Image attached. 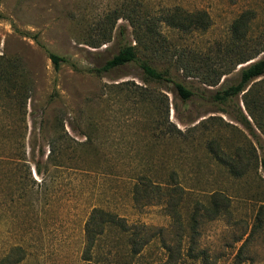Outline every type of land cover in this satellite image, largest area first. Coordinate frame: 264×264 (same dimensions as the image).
I'll list each match as a JSON object with an SVG mask.
<instances>
[{"label":"rangeland","instance_id":"obj_1","mask_svg":"<svg viewBox=\"0 0 264 264\" xmlns=\"http://www.w3.org/2000/svg\"><path fill=\"white\" fill-rule=\"evenodd\" d=\"M175 9L205 13L207 27L167 25L161 19ZM242 13L243 54L253 57L237 62L226 48ZM127 43L136 60L96 71ZM259 58L264 0H0V264H264V224L249 235L264 202V134L245 105L259 109L264 76L224 103L209 98ZM141 61L170 80L148 79ZM208 144L238 152L241 174ZM145 178L184 189L181 224L165 197L135 191ZM213 192L229 197V213L192 227L193 204ZM93 208L130 229L107 225L86 260L83 225ZM134 230L149 236L136 254Z\"/></svg>","mask_w":264,"mask_h":264},{"label":"trees","instance_id":"obj_2","mask_svg":"<svg viewBox=\"0 0 264 264\" xmlns=\"http://www.w3.org/2000/svg\"><path fill=\"white\" fill-rule=\"evenodd\" d=\"M244 14V15H243ZM248 19L249 16L242 13L237 18H235L231 23V40L228 43V47L226 48L227 54L230 59L239 57L237 62H244L253 56L244 55L242 48L246 45V34L248 31ZM167 25L178 28L184 31L189 30H197L204 29L208 25V17L205 13L200 11H193L190 13L180 12L179 9L172 10L171 12H167L164 14V17L161 19ZM242 56V57H241ZM49 58L51 59L53 65L58 66L60 57L54 53H49ZM136 60V54L134 50V46L131 44H123L117 53L113 54L112 57L107 59L100 67L96 68L97 72H101L102 70H109L117 66L124 65L130 61ZM139 66L143 72V74L151 80L160 81V80H170L167 76H165V71H159L156 68L152 67L146 61H141ZM11 77V70H8ZM264 76V58H259L256 60H251L247 62L243 66L239 68V76L238 80L235 83H231L224 88L216 90L209 98L212 101L224 103L231 97L238 95L240 92L244 91L245 87L256 78H260ZM216 76L214 73L211 75L208 73V84L212 85L216 83ZM173 87L177 93V95L182 100H187L191 97L192 91L183 85L180 82L174 81ZM140 95L143 92L138 93ZM246 109L249 112V115L253 118L254 123L258 129L264 134V99L261 100L259 109H256V113L250 109V107L245 102ZM241 114V119L238 121L250 130V134L254 137H257V134L251 129L250 122L246 118V116L239 111ZM169 135H172V132H169ZM209 151L212 153L213 158L225 165L227 169L233 174H241V168L238 164L237 157L238 152L234 155L228 154L222 149L214 148L211 144H208ZM234 159V156H236ZM262 164L264 165V156L260 157ZM138 181L135 184V191L140 192L144 191L148 196L152 193H156L157 195H161L165 197V205L168 207L170 215L176 224L182 223L181 213L179 212L178 204L180 202V193L184 190L179 185L161 188L154 187L153 184L146 180ZM139 185L141 188L139 189ZM159 186V185H157ZM179 197V198H178ZM264 201V200H261ZM230 199L229 197L223 195L220 192H213L209 194L208 198L200 203L197 201L193 204L190 221L191 226L195 227L198 222V217L204 219H214L219 215L229 213ZM264 202L259 205L255 214H254V223L252 224V228L250 229L249 235H253L260 228L263 227L264 224ZM107 225H115L121 230L130 229L127 225L126 221L123 220V217H118L116 214H112L110 212L104 211L101 208H93L89 215L87 216L84 225V237H85V255L84 259L89 260L92 258L91 250L97 244L98 237L103 234L105 227ZM248 235V236H249ZM149 236H142L139 233L133 231V233L129 236V243L132 247L131 253L136 254L139 252L141 247L145 245L148 241Z\"/></svg>","mask_w":264,"mask_h":264}]
</instances>
